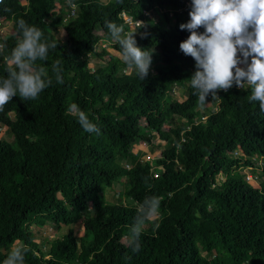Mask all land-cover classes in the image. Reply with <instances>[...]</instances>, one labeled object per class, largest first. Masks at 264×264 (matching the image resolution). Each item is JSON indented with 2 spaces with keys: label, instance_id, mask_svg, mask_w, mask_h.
Listing matches in <instances>:
<instances>
[{
  "label": "trees",
  "instance_id": "16d2710c",
  "mask_svg": "<svg viewBox=\"0 0 264 264\" xmlns=\"http://www.w3.org/2000/svg\"><path fill=\"white\" fill-rule=\"evenodd\" d=\"M190 2L71 0L72 16L69 0H2L0 25L10 22L12 34L0 39L7 42L0 78L7 75L5 57L19 19L50 41L61 27L65 40L47 61H38L49 69L52 85L36 100L13 97L0 111V128L12 136L10 142L0 138V264L15 242L30 249L25 264H264V182L254 187L233 172L249 167L264 176V112L249 102L247 85L207 97L216 102L214 110L198 103L190 86L195 61L179 50L189 35L179 25L189 19ZM59 3L67 9L56 17ZM122 13L146 24L135 36L139 47L153 49L144 80L124 71L121 56L96 52L106 42L120 55L105 21L132 30ZM92 54L108 60L91 71ZM59 58L62 84L51 72ZM174 88L183 89L187 100H174ZM72 103L99 135L82 129L68 112ZM199 108L207 111L201 118ZM153 137L167 144L159 157L130 168L121 163L136 160L134 147ZM238 150L242 157L235 156ZM123 179L120 196L134 205L105 198V189ZM151 195L161 201L160 214L146 224L133 252L125 236L137 203ZM79 222L83 233L77 237L69 227ZM45 223L69 229L42 249L31 226Z\"/></svg>",
  "mask_w": 264,
  "mask_h": 264
},
{
  "label": "clouds",
  "instance_id": "9594fccd",
  "mask_svg": "<svg viewBox=\"0 0 264 264\" xmlns=\"http://www.w3.org/2000/svg\"><path fill=\"white\" fill-rule=\"evenodd\" d=\"M69 4L75 7L71 0ZM188 17L186 23L179 25L189 33L180 42L179 50L195 61L190 86L198 103L205 105L209 96L219 98L218 92L233 85L241 89L247 85L249 102H258L259 110L264 112V0H191ZM132 22L135 27L129 31H125L123 24L108 20L105 26L110 39L120 46V56L127 68L144 80L149 74L153 49L137 45V30L145 28V22L135 18ZM140 35L144 38L147 33ZM59 42L60 37L50 41L39 27L22 18L16 22L15 45L5 57L9 62L7 75L0 78V111L13 97L21 101L36 100L52 85L49 69L38 61H47L49 51L57 49ZM6 49L7 42H0V55ZM62 64L63 59L59 58L51 65L58 84L63 83ZM68 112L77 118L85 132L100 134L97 125L77 104H70ZM160 203L155 195L145 196L137 203L135 222L125 236L126 246L133 252L141 247L140 236L146 224L154 223L159 216ZM28 251L27 245L18 242L10 248L2 264H25Z\"/></svg>",
  "mask_w": 264,
  "mask_h": 264
},
{
  "label": "rangeland",
  "instance_id": "374dc122",
  "mask_svg": "<svg viewBox=\"0 0 264 264\" xmlns=\"http://www.w3.org/2000/svg\"><path fill=\"white\" fill-rule=\"evenodd\" d=\"M106 1L107 0H102L103 3H105ZM65 9H67L65 7V5L63 3H59V4H57L53 15L56 17H59V13H60L59 11L65 10ZM71 14H72V16L75 14L73 7H71ZM60 15H62V13ZM67 18L68 17H66V19ZM0 26H1L0 27V39L4 38L6 35L12 34L10 22H3V23H1ZM129 27L131 29H133L132 25ZM55 36L57 38L60 37L61 41L65 40V31L63 30V28L59 27L57 29V31L55 32ZM0 42H1V40H0ZM101 49H105L107 53H110V54H113V55L120 57V55L117 54L116 51L106 42H102V44H99L96 48V52L102 54ZM88 58H89L88 68L91 71L95 70L104 61L108 60L107 56H103L104 61L101 62L100 58L94 54L90 55ZM240 66L243 67V65H240ZM124 71L129 72V69H125ZM172 95H173V99L176 101L187 100V97L184 94L183 89H181V88H174ZM207 106H208V108L214 110L215 106H216V102L214 100H209L207 103ZM206 112L207 111L205 109L199 108L198 109L199 118H201L203 113L205 114ZM176 123L177 122H174V124H176ZM169 128H170V125H167L166 129H169ZM0 138L4 139L6 141H9V142L12 141V136L6 127L0 128ZM145 143L146 144H140V145L134 147V154L137 156L136 160H134L132 162L131 161H127V162L121 161V163L124 164L128 168H130L132 166H136V165H141V164H143V161L144 162L146 160L151 161V160L159 157L160 154L167 148V144L165 142L158 140L156 137L149 138L148 141H146ZM12 147L15 148L13 145H12ZM235 156L236 157H242L243 155H242L241 151L238 150L235 152ZM253 160H256V159L253 158ZM259 161H261V158L258 159V163H259ZM261 163H262V161H261ZM233 172H239L244 176L247 174H250V173H252V175L257 176L256 180L253 179L252 181H250L254 187H258L260 181L264 182V176L262 175L261 170H252L251 171V169L249 167H242V168L236 169ZM218 179L219 180L223 179V176H218ZM125 183H126V180L123 179L121 183H114L111 188H106L104 191L106 200L110 203L121 202L124 205H134L133 201H131L130 199H124L123 197L120 196V194L124 190ZM3 195H4V193H2L0 191V196H3ZM69 228H71V230H73L74 234L77 237H80L83 233V228H82L81 222H79L77 224H73ZM69 228L61 226L60 229H57L54 225H52L50 223H45L42 227H37L35 225L31 226V230L35 236V240L40 245V247L42 249H45V247L47 245L46 244L47 241L52 240V239L56 238L57 236L66 233V231ZM16 243H18V242H15L14 245ZM204 255H206V254H204Z\"/></svg>",
  "mask_w": 264,
  "mask_h": 264
},
{
  "label": "built area",
  "instance_id": "2783aa9c",
  "mask_svg": "<svg viewBox=\"0 0 264 264\" xmlns=\"http://www.w3.org/2000/svg\"><path fill=\"white\" fill-rule=\"evenodd\" d=\"M121 15H122V17H123L125 23L128 24V26H131V25H132V27H134V23L131 21L130 17H128L125 13H122ZM140 144H146V143H145V142H142V143H140ZM140 144H139V145H140ZM137 146H138V145H137ZM146 161H147V160H146ZM249 173H250V172H249ZM154 176L157 177V174L155 173ZM256 178H257V176L252 175V173L245 175V179H246V181H247L248 183H250L251 185H252V183H251L250 181H252L253 179L256 180Z\"/></svg>",
  "mask_w": 264,
  "mask_h": 264
}]
</instances>
